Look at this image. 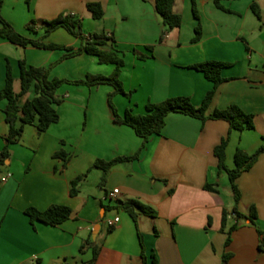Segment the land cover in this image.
Instances as JSON below:
<instances>
[{"label":"crops","instance_id":"0c3cea01","mask_svg":"<svg viewBox=\"0 0 264 264\" xmlns=\"http://www.w3.org/2000/svg\"><path fill=\"white\" fill-rule=\"evenodd\" d=\"M88 3H100L103 18L94 19ZM221 4L231 12L218 8L215 0H195V13L193 0H176L173 10L182 16V25L167 32L156 0H4L3 17L29 38L44 34V29L29 31L31 21H50L61 14L80 17L86 36L113 38L124 55L121 80L131 93V97H113L121 116L128 109L144 114L147 103L180 96L200 106L213 83L192 66L221 61L229 66L222 70L226 81L219 86L211 111L238 105L254 115L255 127L238 131L224 120L203 122L171 113L161 134L143 146L133 128L115 121L109 104L112 86L63 85L58 91L59 122L43 133L36 124L27 125L19 141L9 146L10 156L3 165L0 158V264H83L93 258L92 248L82 251L93 235L99 247L96 264H143L139 234L147 257L150 260L154 254L157 264H264V154L237 180L242 194L238 211L249 215L255 206V223L238 220L234 214L229 176L219 171L214 154L222 139L230 136L226 164L232 169L239 148L253 154L264 142V0H222ZM199 23L202 36L194 43ZM44 42L74 50L81 46V39L64 28ZM66 53L63 48L22 47L0 37V95L8 65L15 89L20 90L23 59L36 67L56 63L50 77L70 81L114 71V65L100 64L93 55L62 59ZM27 97L32 99L34 92ZM7 104L0 97V153L9 133ZM140 149L139 159L115 165L100 188L102 170L93 168L98 159L133 156ZM59 151L66 156L56 157ZM8 173L11 177L3 180ZM84 174L80 193L71 196V181ZM207 184L217 192L207 190ZM115 189L119 194L112 199ZM127 199L152 207L157 217L140 214L136 223L126 211L115 208ZM52 205L69 206V220L57 226L31 223L27 209L44 211ZM110 210L120 221L105 227ZM224 210L229 213L226 230L240 223L229 246L228 235L221 230Z\"/></svg>","mask_w":264,"mask_h":264},{"label":"trees","instance_id":"16d2710c","mask_svg":"<svg viewBox=\"0 0 264 264\" xmlns=\"http://www.w3.org/2000/svg\"><path fill=\"white\" fill-rule=\"evenodd\" d=\"M175 1L176 0H156V11L161 16L163 24L167 28V32L180 28L182 25V16L175 13L173 10ZM221 1L222 0H215L216 6L227 12H231L221 4ZM3 4L4 0H0L1 38L22 47L31 45L51 50L63 48L67 53L62 59L86 53L97 57L100 64H111L114 65L115 68L110 75L88 74L84 79L70 81L67 79L50 77L51 69L56 63L51 64L49 67H36L28 65L23 59L19 62L20 90L16 91L15 78L8 65L5 87L0 95L1 98L6 99L8 102L5 114L6 122L9 126V133L6 138L7 145L0 153L2 165L10 156L9 146L19 141L27 125L36 124L39 131L43 133L46 132L52 124L59 122L60 115L57 106L62 100L58 96V91L64 84L84 85L88 87L99 85L112 86L114 92L109 97V104L113 109L115 121L133 128L136 134L143 139V146H145L154 135L161 134L166 124V118L171 113L188 115L200 119L203 122L208 120H224L230 124L232 130L238 131L254 129L255 127L254 115L245 112L238 105L233 104L223 110L211 111L218 88L226 81V79L222 77V70L229 66V64L221 61H206L192 66L193 69L204 73L205 77L213 83V88L206 94L200 106L194 105L190 97L180 96L169 98L159 103L149 102L146 105V112L144 114H137L134 113L133 110L128 109L125 114L121 116L114 106L113 97L117 94L131 97V93L125 91L121 80L122 68L125 65L124 55L115 44L113 38L106 34H91L86 36L82 29V19L80 17L71 14H61L56 19L50 21H31L27 26L29 31L37 32V29H44V34L40 38L32 39L18 32L14 26L3 17ZM193 4L194 12L196 13L195 0H193ZM87 8L92 13L94 19L103 18L104 9L100 3H88ZM252 8L255 14L260 17L257 5L253 4ZM39 23L41 27H37ZM59 28H64L72 35L81 39V46L78 50L58 44H46L44 42L45 37ZM195 31L196 35L193 38L194 43L198 42L202 36L200 23L197 25ZM163 38L164 37L161 38V41H163ZM148 49L153 51V46H149ZM139 57L141 59L149 58V56L146 55H140ZM31 91L34 92V97L32 99L27 97ZM229 143L230 136H227L223 138L221 143L214 149V154L218 159V168L220 172H226L229 176L236 203L233 212L238 220L246 219L255 223V219L257 218L255 206L251 207L249 215H244L238 211L237 205L242 198V194L237 186V180L242 174L249 171L256 164L259 157L264 154V142L253 154H248L239 148L234 158L235 167L232 169L226 164V151ZM140 153L141 149L133 156H120L109 161L98 159L94 163L93 168L102 170L103 174L100 187L105 185L108 175L115 165L139 159ZM55 156L64 158L66 155L63 151H59ZM85 176V174L80 175L71 181V196L74 197L80 193L79 186ZM205 188L209 191L217 192V190L213 189L209 184H207ZM115 208L117 210L126 211L136 223L140 214L157 217V212L152 207L143 204L137 199L120 201ZM26 214L29 216L32 224H34L35 221H40L48 225L57 226L69 220L72 215V209L65 205H52L44 211H40L37 208H29L26 210ZM228 215L229 213L224 210L221 230L228 235L226 246L230 245L233 232L240 227V223L237 222L226 230ZM260 234L263 235L261 231ZM139 237L143 247V264H157V259L154 254L151 255V259L149 260L145 253L143 236L139 234ZM87 248L93 249V258L83 264H96L99 255V247L93 242L92 237H89L83 243L82 251ZM228 259L229 255L225 254L223 259L224 263H226Z\"/></svg>","mask_w":264,"mask_h":264},{"label":"built area","instance_id":"2783aa9c","mask_svg":"<svg viewBox=\"0 0 264 264\" xmlns=\"http://www.w3.org/2000/svg\"><path fill=\"white\" fill-rule=\"evenodd\" d=\"M10 177H11V174L8 173V174L6 175V177H4L3 180L6 181V180H7L8 178H10ZM118 194H119V190H118V189H115V190L110 194V197L113 199V198H115ZM119 221H120V218H119V217H116L115 219L108 221V224H109L110 227H114ZM263 250H264V246H263Z\"/></svg>","mask_w":264,"mask_h":264},{"label":"rangeland","instance_id":"374dc122","mask_svg":"<svg viewBox=\"0 0 264 264\" xmlns=\"http://www.w3.org/2000/svg\"><path fill=\"white\" fill-rule=\"evenodd\" d=\"M31 23V22H30ZM37 27H41V25H40V23H39V25H37ZM65 85V84H64ZM17 89L19 90L20 89V84L18 83L17 84ZM100 188H102V187H100ZM117 214V212L115 211V210H110V211H108V214H107V217H106V221H105V223H104V226L106 227V225L108 226L109 224H107V221L109 220V219H113L114 217H115V215ZM232 222L233 221H230V224H232Z\"/></svg>","mask_w":264,"mask_h":264},{"label":"water","instance_id":"95a60500","mask_svg":"<svg viewBox=\"0 0 264 264\" xmlns=\"http://www.w3.org/2000/svg\"><path fill=\"white\" fill-rule=\"evenodd\" d=\"M96 238V235H93V239H95Z\"/></svg>","mask_w":264,"mask_h":264}]
</instances>
